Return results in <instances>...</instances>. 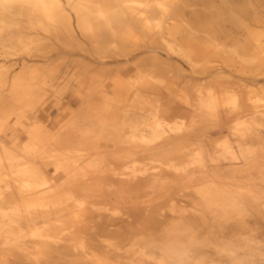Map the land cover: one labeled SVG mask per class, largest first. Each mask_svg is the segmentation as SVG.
Masks as SVG:
<instances>
[{
	"label": "rangeland",
	"instance_id": "obj_1",
	"mask_svg": "<svg viewBox=\"0 0 264 264\" xmlns=\"http://www.w3.org/2000/svg\"><path fill=\"white\" fill-rule=\"evenodd\" d=\"M66 7L69 8L67 11L72 15L71 26L73 28L71 27L69 31L64 30V32L57 34L47 33L37 28L38 31L33 30L28 34L24 22L26 17L22 15L11 16L7 20L9 25L7 24L4 35L0 39V66L6 70L4 71L7 77L11 79L14 75L16 77L22 75L26 78L25 82L29 81L32 85L35 84V98L33 97V99L36 101L35 109L39 108L40 122L38 123L40 129L46 131L49 129L48 131L53 134L70 132L81 138L79 144H72L73 147L62 142H57L56 146L53 144V140L50 143L51 145L46 142V147L44 144L37 146V153H41V150L44 151L45 149L50 155L39 162V165L43 168L49 166L48 172L50 173H47L46 176L47 184H53L56 179L60 181L62 176L64 181L67 177L76 174H78V178L85 174L82 178L87 179L89 175L95 176V173H100L101 170H111L117 175L134 173L138 176L139 173H146L145 175L152 177L154 175L151 174L167 171L173 181L171 182L168 179L172 184H167L169 185V188L166 187L167 189L160 187L161 184H150L145 189V193H140L141 195L134 194L135 197L129 195L130 198L133 197L131 199L135 202V205L129 201L131 199L126 194H124L126 196L119 197L116 201L112 197L108 203L109 200L98 198L101 196H99V191L92 192V194L88 193L85 196L80 193L83 197L78 198L79 202H83L88 209L92 208L91 210L85 209L87 212L85 215H88V211L92 210L94 216L99 212L104 215V218L103 215L102 217L96 215V219L88 215V218L84 219L82 224L80 223L82 219L72 223H68V221L56 222L55 219H52V223L39 222L35 224L32 221H25L24 218L17 226L16 222L9 223V220H7V224L3 226L5 229L0 231V264H244V243L249 237L248 232L245 233L246 227L251 225L254 229L258 227L262 229L258 228V231H264V209L261 206L259 208L257 205V201L260 200L251 199L250 202L246 200V195L250 193L251 189L262 188L264 191V141L247 146H240L236 141H232L231 145L234 151L232 150L229 154L224 150L226 139L219 133L220 126L216 125L220 124L219 118L212 111L235 108L238 104L241 105V102L245 104L247 97H250L253 101H256V105H261L251 110V116L256 115V110L264 112V51L254 52L251 50V53H246L244 50H239L236 46L230 45L226 48L225 55L220 57L221 59L213 58L211 65L215 66V69L217 67V69L224 71L222 74L225 73L224 76L230 83L227 88L232 90H229L228 94L224 93L227 97L225 95L226 98L221 99L219 106L216 108L204 106L194 111V108L190 109L183 106L185 105L183 104L185 103L184 100L187 101L188 99L191 100V102L188 100L190 106L197 103L195 92L197 87L193 85L197 83L208 92L214 90L215 83L209 82L213 78L210 75V70H208L209 72L197 73L195 70L198 67L194 70L192 64L187 61L188 59H185L180 51L175 50L177 47L172 48L171 51L169 50L171 48L166 43L167 41H169V44L173 43L174 39L172 38H174V35L177 38L180 37L178 32L170 33L167 29L163 31V28L162 30L156 28L157 30H152L150 34L134 36L132 41L135 40L133 42L126 39L122 43L117 37V41L114 42L115 45L121 47L123 46L121 44H125L126 48L124 47V49L127 50V52H124L123 49H120L119 54L117 51L111 52L112 49L110 50V48L112 47L106 45L105 42L108 39H105V35L97 30L96 20L93 19L91 21L93 23H89L96 28L93 26L90 31H88L89 28L84 30L82 26V28L80 27L81 22L78 14L76 15L68 4ZM15 19L19 20L15 21ZM76 20H79L80 23ZM169 24L172 25L171 29H173L175 23L169 21ZM94 31L96 34H94ZM119 32L116 31L115 36ZM154 41L155 43H152ZM164 41L166 42L164 43ZM110 44L112 45L113 42H110ZM152 44L153 46H149ZM105 49L109 50L107 55L104 53ZM129 49L130 51H128ZM98 54L103 57L100 58ZM105 58L107 59L105 60ZM31 74L33 75L30 77ZM117 76L118 80L116 79ZM122 76L123 79L132 76V83L138 87L139 92L134 93V91H131L128 93L127 91L132 85H127L126 82L123 84V81H120ZM222 87L225 88L224 85ZM217 90L221 91L223 89L217 87ZM37 93L39 95H36ZM185 95L186 98H184ZM235 95H237V105L233 104ZM230 96L231 98H229ZM245 108L249 112L250 107L245 106ZM246 119L248 117H240L233 124H240L239 120H242L243 123L241 122L240 125L237 124L238 126H236L239 129L241 128L240 130H245L250 125ZM244 120L247 121V126ZM260 123L256 131L258 136L263 137L264 121ZM178 126L182 127V130ZM176 127L179 131L173 132ZM157 129L167 130V133L163 135L165 137H161V135L158 139H153L152 136ZM172 129L173 131L168 132ZM141 132L147 135V141H145L147 145L140 142L142 140H140L141 137L139 138ZM215 132L218 134L216 135ZM187 136L191 138L187 139ZM134 137L136 140L133 139ZM137 138L140 140L138 143L141 145L136 143ZM132 139L135 141H133L134 143H131ZM170 142L175 151L167 150L171 147ZM142 145L144 147L164 145L165 148L162 149L160 155L157 152L155 154L140 153L141 155L135 154L126 157L128 148L136 149V146H138L137 149H139L140 146V148L143 147ZM56 147L59 150H55ZM64 148L67 149L64 150ZM42 155L38 156L41 157ZM88 156L93 159L86 158ZM228 156L230 159L227 158ZM55 163H60L68 168L58 171L60 173V175L57 173L58 176L56 173L54 174L56 172L54 169ZM248 165L249 168L250 165L253 167L251 166L249 169L247 168ZM76 166L77 168L80 167V170L75 168ZM51 167H53V170ZM233 168L234 170H232ZM176 169L179 170V173ZM78 170L80 173H78ZM181 170L184 173L193 172L201 176H196L195 181L193 179L189 180L186 173L184 174ZM66 173H68V176ZM117 175L116 177H120ZM254 176L256 177L254 178ZM13 178L9 177L8 179L13 183ZM96 180L91 179V182H89L91 183L90 187L94 190L103 185L99 178ZM218 183L219 185L214 186ZM205 184H208L207 189L206 186L203 188ZM218 187L230 198L218 197L216 194L218 191L215 190H218ZM235 187L237 188L235 189ZM201 189L202 191H200ZM203 189L204 193L207 192L206 196L215 194L211 200L206 196L203 199ZM213 189L214 191H210ZM175 190V197L181 198L182 203L167 199L169 194ZM66 192L62 195V201H59L55 207H63L73 201L74 192L69 190ZM94 193L98 195L94 197ZM199 193L202 194L201 197L196 195ZM40 202L41 200L38 198L32 203L39 204ZM144 202L145 204H143ZM178 202H180L178 205L182 204V207L178 206L181 209L175 208L176 212L178 209L180 211L174 216H159L160 219L163 218V222L157 220L156 218L159 219L157 216L156 218L148 217L147 221L145 211L151 210L150 208L153 205L157 213L161 209L160 212L168 213L171 211L172 204ZM139 204L140 206H138ZM169 204L171 207H169ZM34 207L40 206H33L32 208ZM72 209H76V207H72ZM26 212L23 213L25 217ZM68 212L67 210L61 212L65 219L69 216ZM131 213H139L137 219L133 222L137 223L136 226H133L134 229L138 228L139 231L135 230L134 232L132 228H125L124 226L130 220H133L132 216L129 215ZM150 213L153 212L150 211ZM255 214L257 215L255 216ZM142 217L144 222L141 219ZM105 218L111 224H114L113 227H124L123 230L114 233V235L103 234L98 238L93 236L92 233L95 229L92 231V228L95 227V224L98 225V221L105 220ZM151 218L157 221L154 223L153 219L150 220ZM112 220H115V223ZM141 220L142 223L152 221L154 226L152 222L149 225L145 223L148 227L145 224L141 226ZM87 225L89 228H86ZM140 226L143 229L146 227L143 230L144 232ZM178 228L179 230L176 231L175 229ZM90 232H92V236ZM116 237H118V240L122 237L120 243H117ZM109 243H114V245ZM115 243L120 244L118 245L119 248ZM108 245H112V247L109 249ZM84 246L86 247L80 248ZM108 249L110 252H107ZM116 250L117 252H115ZM119 251L120 255L115 256L114 254H119ZM105 261L107 262L105 263Z\"/></svg>",
	"mask_w": 264,
	"mask_h": 264
},
{
	"label": "bare ground",
	"instance_id": "obj_2",
	"mask_svg": "<svg viewBox=\"0 0 264 264\" xmlns=\"http://www.w3.org/2000/svg\"><path fill=\"white\" fill-rule=\"evenodd\" d=\"M63 1L62 0H0V39L4 35V31H5L7 24H8L7 20L11 16L22 15V16L26 17L24 22H25V27L28 30V31L26 30L27 33L30 31H33V30L38 31L39 29L44 30V32L46 31L47 33L49 32V33H57V34L59 32H64V30L69 31L72 27L71 26V16L72 15H70V13L67 11L69 9L66 7L67 4L71 7L72 10L75 11L76 15L78 14V16L80 18L79 20L81 23L79 22V20L78 21L76 20V22L80 23V27L82 26L84 30H85V28H87V29L89 28L88 31H90L91 27L93 29L94 25L89 24V23H93V22H91L93 19L96 20L97 30L101 34L105 35V39H108L105 43L107 46L112 47V48L109 47L110 50L112 49L111 52L117 51L119 53L120 49H123L124 52H127V50L124 49L125 44H121V45H123L121 47H118L117 45H115L114 42L117 41V37L120 39V42L122 43L123 41H126V39H130L132 41V39L136 35L150 34L151 31L155 30L156 28H158L159 30H162V28H163V31H164V29H167L168 32H170V33L178 32L180 34V37L177 38L174 35L173 36L174 38H172V39H174L173 40L174 42L173 43L171 42L169 44V41H167V43H166V45L169 46L171 49H169V47H167V48L171 51L172 48L177 47L178 49L176 48L175 50L180 51L181 55L185 59H188L187 61L192 64L193 69L198 67V68H196L197 70L194 69L197 73H201L203 71L207 72L208 70H210L211 74L210 73L209 74L213 78H211V80L209 82L215 83L214 84L215 85L214 90L208 91V92L205 91L203 89V87L201 88L200 85H198L197 83H196L197 86L193 85V86L197 87L196 91H195L197 103L190 106L189 102H188L189 99H188L187 101L184 100L185 103H183V104H185V105H183V106L190 108V109L194 108V111H197L198 108L201 109L204 106H207L208 108H214V107L216 108L217 106H219V101L221 99L223 100L224 98H226L227 97L226 94L229 93L228 91L232 90V89L227 88V85H229L230 83L226 80L227 78H225V76H224L225 73L222 74V72H224V71L217 69V67L215 69V66L211 65L213 63L212 60H214L213 58H220V57L224 56L225 52H227L226 48L230 47V45H234V47L236 46V48H239V50L242 49L246 53L247 52L251 53V50L254 52L255 51H257V52L258 51H264V0L262 2H261V0L260 1L259 0H256V1H253V0H65L66 2L65 1L63 2ZM11 20H12V18H11ZM16 20H19V19H15V21ZM169 21H173L175 23V24H173L174 25L173 29H171L172 25L169 24ZM21 27H19V28H21ZM37 28H38V30H37ZM103 30H104V32H103ZM116 31L117 32L120 31L117 36H115V34H117V33H115ZM19 32H20V30H19ZM94 34H96V32ZM45 35H46V33H45ZM172 39H171V41H172ZM45 40H48V39H45ZM110 42H113V44L111 45ZM143 42H142V44H143ZM165 42L166 41H164V43ZM152 43H155V41ZM149 46H153V44L149 45ZM229 49H231V48H229ZM128 51H130V49ZM108 52H109V50L105 49L104 53H106V55L108 54ZM254 55H255V53H254ZM98 56H100V58L103 57L100 54H98ZM98 56H96V57H98ZM231 56H232V54H231ZM236 56H235V58H236ZM127 58H128V56H127ZM106 59L107 58H105V60ZM222 60H223V58H222ZM147 61H149V60H147ZM220 66H218V67H220ZM1 68H2V66H0V231L5 229L3 226L5 224H7V222H6L7 220H9L8 221L9 223L16 222L18 224L17 226H19L21 223V219H24V218H25V221H32L35 224H38L39 222H43L44 224L52 223L51 222L52 219H55L56 222L57 221H60V222L68 221V223H72L74 221L78 222V221H81V219H82V221L80 222L82 224L83 220L88 218V215L91 218L95 217L94 219H96V215H99L101 217L103 215V214H101V212L98 211L99 213L95 214V216H94L93 210L88 211L89 212L88 215H85L87 213L85 211V209H88V207H86V205H84L83 202L82 203H81V201L79 202V199H78L83 194L85 196V195H88V193L92 194V192L99 191L98 192L99 196L100 195L101 196L100 197L97 196V197L100 198V200H101V198L105 199L106 201L109 200L108 201V203H109L110 199H112V197H114L113 199L116 201L119 199V197L123 198L126 195H128V197H129V195L134 196V194L136 195V194H140V193L142 194L143 192L145 193V189H147V186H149L150 184H154V185L161 184L160 187L162 186L163 189H165L167 186H168L167 188H169V185L172 184V183H170V181L172 182L173 180L170 179L171 176L167 171H162L161 173L159 172L158 174H151V175H154L152 177L149 175H145L146 173L145 174L139 173L140 175L138 174V176H137V174H134V173H126V174H121V175L118 174L117 175L116 173L111 172V170H106V171L101 170V172L99 171L100 173H97V174L95 173V176L89 175V177H87V179L82 178V177H84L85 174H83V172L81 171L83 175H81L79 178L77 177L78 174H76V175L67 177L63 181L62 179H64V177L62 176V178H61L62 182H60L61 180L59 181L56 179L57 180L56 181L54 179L55 182L51 185H48L47 184L48 181H47L46 176H47V173H50V172H48L49 166H47L46 168H43L39 165V162L41 159H44L50 155H49V153H47V151L44 148H43L44 151L41 150V153H39V152L37 153V150H38L37 148L39 147L38 145L44 144V146H45L46 142L50 144V143H52L51 142L52 140H53L54 145H56L57 142H62L64 144H69V145H72V144L76 145V143L79 144L81 138H79V136H77L76 134H71L70 132H59V133L53 134L51 131L50 132L48 131L49 129L47 131L44 129H40L39 123H38V122H40L39 121L40 113L38 112L39 108L35 109L36 101L33 99V97L35 96V91H34V88H35L34 85L35 84L32 85V83L29 81L25 82L26 78H24V76H22V75L21 76L18 75L17 77L14 75V77L10 79V77H7L6 72H5L6 70L4 69V67L2 69ZM130 72H132V71H130ZM32 75L33 74H31L30 77ZM206 75H207V73H206ZM132 76H129V77L126 76L127 79H123L124 77L122 76V77H120V79H121L120 81H123L122 82L123 84L126 82L127 85H129V84L132 85L131 88H129V90L127 91L128 93L131 91H134V93L135 92L137 93V92H139V90L137 89L138 87H136V85L134 83H132L133 82ZM201 76H202V74H201ZM202 77H204V76H202ZM117 78H118V76L116 77V79ZM221 78H223V79H221ZM117 84H119V83H117ZM223 85L225 88L222 87ZM217 87H220V89H223V90L219 91V90H217ZM224 93H226L225 94L226 97H225ZM36 95H39V94L37 93ZM223 95H224V97H223ZM237 95H235V98L233 100V104L235 103L236 105L238 103L237 99H236ZM186 97L187 96L185 95L184 98H186ZM38 98H40V97H38ZM229 98H231V96ZM196 99H195V101H196ZM189 101L191 102V100H189ZM43 102H45V101H43ZM239 103H240V101H239ZM237 106H239V107H237ZM237 106H235V108L234 107L231 108L232 110L224 108V110L221 109V110L212 111L215 114H217V117L219 118L220 124H216V125H218V127L220 126L219 133H221V135L224 136L226 139V142H225L226 148L224 150L226 152H228L229 154L233 150V147L231 145L232 141H236L238 143V145H240V146H244V145L247 146V145L262 142V140L264 141V136L263 137L258 136V133L256 131V129L258 130L259 123L260 122L262 123L264 121V112H261V110H256V112L258 114L256 113V115L251 116V114H252L251 110L254 108H258L261 105H256V101H253L252 98L247 97L245 104L243 102H241V105L238 104ZM245 106L250 107L249 112H247L248 109H246ZM183 113H185V112H183ZM244 116L248 117V119H246V120L249 121L248 124H250L251 126L248 125L249 127H247V129L240 130L241 128L239 129L237 126L241 124L242 120L241 121L239 120L240 124L237 123L238 125L236 123L233 124V122L235 120L237 121V119H239L240 117H244ZM247 121H245V123ZM217 122H218V120H217ZM246 126H247V123H246ZM181 128L179 127L180 130H182ZM179 129L177 130V127H176L174 131L172 129V130H168V132L169 131L175 132L176 130L179 131ZM138 131H141V130H138ZM166 133H167V130L163 131L162 129L161 130L157 129L154 131V134L152 137H153V139H158L161 135H162L161 137H165L163 135H165ZM217 134L218 133H216V135ZM140 135L141 136H139V138L141 137L140 140L142 139L143 141L142 140L140 141L137 138L136 143L138 145L140 144V143H138L139 141L141 143H143V142L145 143V141H147V139H146L147 135L146 134H143L141 132ZM186 138L188 139L191 137L187 136ZM133 139L136 140L135 137ZM133 139H132V142L130 140L131 143L135 142ZM218 141H219V139H218ZM171 144L172 143L170 142V145ZM148 145H150V144L148 143ZM177 145H178V143H177ZM163 146L164 145H159V146L157 145L155 147H144L143 146L142 148H140L141 147L140 146L139 149H137L138 146H136V149L135 148H128V152L126 153V155H127L126 157H131L135 154L136 155L147 154V153L155 154L157 152H159V155H160V153L165 148ZM167 146L169 147V144ZM40 147L42 148L43 146H40ZM61 147H60V150H61ZM72 147H73V145H72ZM57 149L58 148L56 147L55 150H57ZM65 149H67V148H64V150ZM167 150L168 151L171 150V152H172V150H174V147H172V145H171V147H169ZM233 153H235V152H233ZM40 154L41 155L43 154V155L41 157H39L38 155H40ZM179 155H178V157H179ZM123 156H125V155H123ZM230 156H232V155H230ZM120 157H122V156H120ZM182 157H181V159H182ZM86 158L91 159L92 157L88 156ZM227 158H229V156ZM249 158H251V157H249ZM178 159H180V158H178ZM260 159H262V158H260ZM248 160L249 159L247 158V161ZM171 164H173V163H171ZM78 165H80V164H78ZM251 166L252 165H250V168H251ZM52 168L53 167H51V169ZM64 168L67 169L68 167L65 165H62L60 163H55L54 169L56 172H54V174L58 173L60 175V173L58 171H60L61 169L63 170ZM75 168H77V166ZM247 168H249V165ZM77 169L80 170V167ZM203 169H205V168H203ZM52 170H51V172H52ZM79 170H78V173H80ZM134 170H133V172L136 171V170L135 171ZM232 170H234V168ZM94 171H96V170H94ZM176 171H177V169H176ZM174 172H175V169H174ZM235 172H236V169H235ZM51 174H53V173H51ZM69 174H71V173H69ZM199 174H200V172H199ZM66 175L68 176V173H66ZM116 175L120 176V177H116ZM186 175H187V178L189 180L190 179L194 180L196 178V176H198V174L196 175L193 172L186 173ZM205 175H206V173H205ZM200 176H198V177H200ZM9 177L10 178L14 177L13 183L11 182L10 179H8ZM213 177H216V176H213ZM255 177L256 176H254V178ZM97 178L100 179V182L103 185H102V187L94 190L90 187L91 183H89V182H91L90 181L91 179H94V181H95ZM168 179H170V181ZM175 180H177V179H175ZM202 180H204V179H202ZM225 183H227V182H225ZM167 184H169V185H167ZM207 185L205 184L203 186V188L206 186V189H207ZM217 185H219V183L214 185V186H217ZM171 186H173V185H171ZM211 187H208V188L210 189ZM199 188H200V186H199ZM214 188H216V187H214ZM236 188L237 187H235V189ZM206 189H205V191H207ZM67 190L74 192L73 201L69 204L64 205L63 207H55L59 203V201H62V199H63L62 195L64 193H67L66 192ZM215 190H216V192L218 191L216 193L218 195V197H222L223 199H229L230 198L229 195H227L225 192L221 191L220 187H218V190L217 189H215ZM200 191H202V189ZM210 191H214V189L210 190ZM219 191H221V192H219ZM174 192L176 193V190L171 192V193L169 192L170 194L168 193L169 196L167 197V199L169 201L176 200V201H180L182 203L183 200L179 197H175ZM80 193L81 194L83 193V194L80 195ZM100 193H102V194H100ZM197 193H198V190H197ZM203 193H204V189H203ZM206 193L203 194V199L207 195ZM124 194H126V195H124ZM165 194H166V192H165ZM200 194L201 193L196 194V195H199V197H201L202 194L201 195ZM95 195H98V194L94 193L93 196L96 197ZM214 195L215 194L213 193L212 196H206V197L207 198L209 197V199L211 200ZM246 196H247L246 200H248L249 202L251 199L260 200V201H257V205L259 208L261 206L264 209V191L262 188L251 189L250 193L247 194ZM38 198H40V200H41V202L39 204L32 203L35 199H38ZM127 198H125V199H127ZM131 198H133V197L131 196ZM138 198H135V199H138ZM93 200H95V199H93ZM121 200L124 201L123 199H121ZM129 201L133 202L132 199ZM100 202H102V201H100ZM180 202L173 203L172 207L169 204V207H171V211L170 212L167 211L168 213L160 212L162 209L158 210L159 212L157 213L154 210L155 206L153 205V207L150 208L151 210L145 211L146 212L145 214H147L146 215L147 217L146 216L145 217H146L147 221L149 219L148 217H155V218H156V216L157 217H159V216H163V217L171 216L172 217L178 211H180L179 209H181V208H179V207H182V204L178 205ZM133 204L135 205V202H133ZM133 204H131V205H133ZM143 204H145V202ZM93 205H94V203H93ZM106 205H108V204H106ZM33 206H40V207L32 208ZM138 206H140V204ZM146 206H147V204H146ZM72 207H76V209H72ZM39 208H41V209H39ZM175 208L176 209L179 208L177 210V212L175 211L176 210ZM259 208H257V209H259ZM91 209H88V210H91ZM63 210L69 211L68 212L69 216L67 217L68 219L67 218L65 219L63 214H61V212ZM25 211H27L26 217L23 214ZM150 211H152L153 213H150ZM138 214L139 213L129 214L132 217L129 215L128 216L133 218V220H130L125 225L124 224H121V225H124L125 228H130V229L132 228L134 232H135V230L137 231L138 228L134 229V227H133V226H136L137 223L135 224L133 222H134V220L137 219L136 217L138 216ZM261 214L263 215V213H261ZM29 215H30V217H29ZM256 215L257 214H255V216ZM103 218H104V215H103ZM98 219L100 220V218H98ZM141 219L144 222V218L142 217ZM152 219L153 218H151L150 220H152ZM156 219L160 220V222H163V218L160 219V217H159V219L158 218H156ZM142 220H141V226L145 223L149 225V223L150 224L153 223L152 221H154V223L157 221V220L155 221V219H153L151 221L152 223L151 222L142 223ZM93 222H95V220H93ZM113 222L115 223V220ZM154 223H153V226H154ZM74 224H73V226H74ZM97 224L98 225L95 224V227H94V225H92L94 227V228H92V231L95 229L94 233L90 232V235L92 233L93 236H95L97 238H98V236H102L103 234L114 235V233L115 234L119 233L124 228V227L119 228V226H118V228H115V226L113 227L114 224H111L109 221H107L106 218H105V220L101 219V221H98ZM88 225L86 226V228L88 227ZM141 226H140V228H141ZM257 226H259V225H257ZM258 228L254 229L251 227V225L246 227L245 233L248 232L247 234H249V237L245 240V243H244L245 244V252H244L245 253L244 254L245 255L244 261L245 262H244V264H264V238H263L264 231L261 232V230H262L261 228H259L261 230L258 231ZM141 229H142V231L144 230L143 228H141ZM85 230H82V231H85ZM147 230H148V228H147ZM175 230L178 231L179 228L175 229ZM79 231H81V230L79 229ZM75 232H77V231L75 230ZM123 234H122V236H123ZM83 235H84V233H83ZM73 237H75V236H73ZM117 238L118 237H116V239ZM120 239H122V237ZM120 239L119 240L117 239V243L119 241H121ZM61 240H63V239H61ZM86 241H87V239H86ZM71 243H73V242H71ZM117 243H115V244L118 247V245H120V244L117 245ZM60 244H58V245H60ZM109 244L114 245V243H109ZM112 245H108V248L110 249L112 247ZM64 246H65V244H64ZM85 247L86 246L80 247V248H85ZM109 249L107 250V252H110ZM115 252H117V250ZM114 255L115 256L120 255V251H119V254L116 253ZM262 256H263V258H262ZM88 260H89V258H88ZM99 261H101V260H99ZM106 262L107 261H105V263Z\"/></svg>",
	"mask_w": 264,
	"mask_h": 264
}]
</instances>
